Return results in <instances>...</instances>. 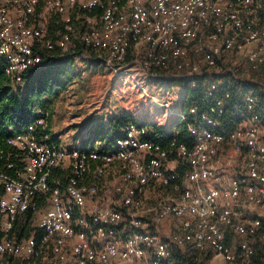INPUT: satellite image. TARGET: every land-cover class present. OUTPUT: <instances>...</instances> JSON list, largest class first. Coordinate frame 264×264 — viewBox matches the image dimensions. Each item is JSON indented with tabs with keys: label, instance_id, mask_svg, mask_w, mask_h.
<instances>
[{
	"label": "built area",
	"instance_id": "built-area-1",
	"mask_svg": "<svg viewBox=\"0 0 264 264\" xmlns=\"http://www.w3.org/2000/svg\"><path fill=\"white\" fill-rule=\"evenodd\" d=\"M82 14L85 28L78 30L74 15ZM53 16L63 21L55 34ZM78 44L104 52L116 71L134 56L143 71L174 68L192 85L202 69L195 55L210 73L233 56L241 61L229 70L264 73V0H0V58L12 85L25 84L42 50ZM134 80L146 92L144 80ZM217 91L213 82L205 91L214 98L210 111L188 125L191 145L173 138L164 146L130 120L111 145L87 134L86 146H66L46 132L48 112L12 136L9 152L0 151V264L10 257L175 264L173 248L188 245L226 263L249 262L251 244L230 236H253L263 226L264 215L236 220L235 209L241 201L264 210V118L249 93L246 118L227 128L220 117L229 95ZM159 187L173 193L146 206ZM36 217L33 231L18 236L17 224L27 227ZM167 219L177 224L166 239L158 225Z\"/></svg>",
	"mask_w": 264,
	"mask_h": 264
},
{
	"label": "trees",
	"instance_id": "trees-1",
	"mask_svg": "<svg viewBox=\"0 0 264 264\" xmlns=\"http://www.w3.org/2000/svg\"><path fill=\"white\" fill-rule=\"evenodd\" d=\"M97 11V10H96ZM95 11V12H96ZM94 12V13H95ZM94 15V14H91ZM59 17V16H58ZM74 15V21L78 30L85 28L83 22L85 20L84 14L79 19ZM81 19V20H80ZM83 21V22H81ZM54 21L50 23V33L53 31ZM60 30L63 29V21L61 22ZM92 49L85 48L83 45L78 44L68 51H61L54 49L51 51L42 50L43 61L35 69L30 70L25 75L24 87L20 90H14L9 77L5 73V65L0 58V151L4 150L5 153L11 149L8 140L19 132L24 131L31 123L37 119L44 117V113L48 112V127L46 132L51 136L52 140H58L52 134L50 129V119L53 111V106L57 98L68 89L70 84L79 75L76 68V58L84 55L85 52H91ZM89 68H97V64L87 62ZM95 64V65H94ZM175 70L170 69H152L150 74L156 77H164L165 72ZM221 72L210 73L209 70L203 66L201 73L195 76V85H192L191 80L181 78V86L183 90L180 94L177 108L179 115H172L170 118V127L157 124L149 120H137L131 113L124 112L121 115H114L106 122H101L99 125L93 127L88 131L91 139L101 141L107 145H111L116 138L122 135V129L130 120H136L142 125L148 127V138L157 140L164 146H168L173 138L179 141H184L189 145L192 144V138L189 135L188 125L196 123V117L203 113L209 112L214 103V98L207 97L205 91L213 83H217L218 91L217 96L226 98V105L224 114L220 120L229 129H232L243 122L246 116L245 96L252 93L256 97L255 110L262 114L264 118V78L260 80L245 79L237 74L238 69H228V66L223 67ZM177 74V72H173ZM260 76L264 77V73ZM172 78V77H171ZM191 108H196V114H191ZM250 116V114H247ZM88 139L83 140L82 146H86ZM1 156V154H0ZM4 154L3 160L6 159ZM13 159H17L12 157ZM65 175L64 173H61ZM34 227L18 223L15 227L18 236L23 234H30ZM264 231L263 226L259 232L253 236L245 237L239 236L238 240L247 239L253 247L254 253L249 262L245 264H264V242L261 240V233ZM173 260L175 264H205L213 257L211 250L200 251L188 245L187 247L173 248ZM2 264H40V261H29L23 258H5ZM230 264H242L239 260Z\"/></svg>",
	"mask_w": 264,
	"mask_h": 264
},
{
	"label": "rangeland",
	"instance_id": "rangeland-1",
	"mask_svg": "<svg viewBox=\"0 0 264 264\" xmlns=\"http://www.w3.org/2000/svg\"><path fill=\"white\" fill-rule=\"evenodd\" d=\"M54 21L52 34L60 31L62 22L61 16H53ZM195 60L202 64L201 56L195 55ZM241 58L233 56L229 60V64H238ZM76 68L79 75L76 82L70 84L68 89L64 91L54 104V117L52 130L63 140L70 141L77 134L75 128L80 126L86 118L93 116H110L122 111L130 112L137 120H154L161 124H168L169 115L166 107L162 104L169 102L174 106L175 95L181 87V72L172 70L165 72L164 77L150 76V71L142 74L141 78L145 81L144 87L146 92L140 88L134 80L136 74L141 73V67L134 61V56L129 58L124 71H116L115 68L107 66L104 70L97 71L89 68L88 57H79L76 59ZM232 62V63H231ZM225 64V66H230ZM173 72H177L174 74ZM237 74L245 79L260 80L264 78L263 74L253 72L248 69H238ZM132 75L133 77H131ZM172 77V78H171ZM24 84L13 85L14 90H20ZM176 109V108H175ZM52 116V115H51ZM80 123V124H78ZM85 123V122H84ZM82 123V124H84ZM83 130V129H81ZM87 132V131H86ZM85 134V133H84ZM83 135L75 139V145H79ZM80 142V143H79ZM66 146L71 145L69 142L64 143ZM155 195L147 197L146 206L154 204L159 199L168 194L173 193L171 188L159 187L155 191ZM236 220H247L260 215H264V210L257 206H242V202L235 209ZM37 223V217L30 223L34 227ZM177 224L175 219H167L158 225L159 232L167 239L174 231ZM232 241H237L239 236H230ZM240 241V240H238ZM0 258V263H1ZM205 264H230L223 262L217 258L207 261Z\"/></svg>",
	"mask_w": 264,
	"mask_h": 264
},
{
	"label": "crops",
	"instance_id": "crops-1",
	"mask_svg": "<svg viewBox=\"0 0 264 264\" xmlns=\"http://www.w3.org/2000/svg\"><path fill=\"white\" fill-rule=\"evenodd\" d=\"M81 57H88V62H90V64H92V62L93 63H96L98 66H97V68L96 69H93V68H95V67H92V69L93 70H97V71H101V70H104L108 65H107V63H106V61H105V57H106V54L104 53V52H101V51H96V50H92L91 52H85L84 53V55L83 56H81ZM77 59V58H76ZM77 62V61H76ZM95 65V64H94ZM142 74H146V71H143L142 69H141V73H139V74H136V76H140L141 77V75ZM150 76H155V75H152V74H149ZM131 77H133L132 75H130ZM76 82V79L74 80V83ZM145 82V81H144ZM182 90H183V87L181 86L180 87V89H179V91H177L176 93H177V95H175V102H174V106H172L170 103H169V108H167L166 109V112H167V114L169 115V121H168V124H161L160 122H155V123H157V124H160V125H162V126H164L165 128H169L170 127V118H171V116L174 114V115H179V110H178V108H177V103H178V100H179V97H180V94H181V92H182ZM56 102V101H55ZM55 104V103H54ZM163 105V104H162ZM164 106V105H163ZM54 107V106H53ZM165 107V106H164ZM176 108V109H175ZM54 109V108H53ZM124 112H128V111H122V112H120V113H117V114H111L110 116L108 115V116H105V117H102V116H93L92 118H86V120H84V122H82V123H84V124H82L81 123V125L80 126H77L76 128H75V130H76V132L75 133H77V134H75L73 137H72V139L70 140V141H66V140H63V138H62V136H59L57 133H54L53 132V130H52V123H53V117H54V113H55V110L54 111H52V116H51V119H50V129H51V132H52V134H54L56 137H57V139L60 141V142H62V143H67V142H69V143H71V145H69V146H71V147H76V146H79V145H81L82 144V142H83V140L84 139H86V136H87V134H88V131L90 130V129H92L93 127H95V126H97V125H99V123H101V122H106V121H108V119L110 118V117H112V116H114V115H121V114H123ZM128 113H130V112H128ZM146 120H149L148 118L146 119ZM149 121H152V122H154V120H149ZM78 124H80V123H78ZM81 129H83V130H81ZM87 131V132H86ZM85 133V134H84ZM81 135H83V138H82V140H81V143L79 144V145H75V144H77V143H74L75 142V139H77V138H79ZM56 176H58V177H62V174H61V172H59V173H57V175ZM156 193H155V191H153L152 192V195H155Z\"/></svg>",
	"mask_w": 264,
	"mask_h": 264
}]
</instances>
